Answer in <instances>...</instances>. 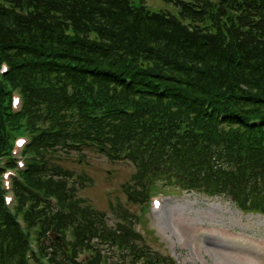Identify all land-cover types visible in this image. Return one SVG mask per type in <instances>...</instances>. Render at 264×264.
<instances>
[{"label":"trees","instance_id":"obj_1","mask_svg":"<svg viewBox=\"0 0 264 264\" xmlns=\"http://www.w3.org/2000/svg\"><path fill=\"white\" fill-rule=\"evenodd\" d=\"M164 1L177 13L131 0H0V68L11 66L0 71V158L25 132L34 156L15 182L16 215L0 170V264H28L32 228L35 264H177L147 246L126 205L110 225L80 197L91 178L58 159L85 149L135 167L123 190L138 208L164 183L264 214V0ZM11 89L24 96L19 116Z\"/></svg>","mask_w":264,"mask_h":264},{"label":"rangeland","instance_id":"obj_2","mask_svg":"<svg viewBox=\"0 0 264 264\" xmlns=\"http://www.w3.org/2000/svg\"><path fill=\"white\" fill-rule=\"evenodd\" d=\"M131 1L158 12L177 13L176 6L164 0ZM58 162L91 178L80 197L105 212L110 225L121 219L117 205H126L129 212L142 217L137 227L146 244L170 254L178 264H264V216L243 213L228 199L179 193L162 183L152 191L153 196L158 193L155 196L165 198L163 210L155 213L152 202L149 210L127 202L123 186L135 173L131 163L112 162L93 149L60 155Z\"/></svg>","mask_w":264,"mask_h":264}]
</instances>
